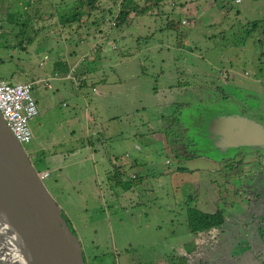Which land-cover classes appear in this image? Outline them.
I'll list each match as a JSON object with an SVG mask.
<instances>
[{"label":"rangeland","instance_id":"rangeland-1","mask_svg":"<svg viewBox=\"0 0 264 264\" xmlns=\"http://www.w3.org/2000/svg\"><path fill=\"white\" fill-rule=\"evenodd\" d=\"M74 1L29 0V14L14 18L25 22L21 32L22 25L5 21L0 73L11 82L32 80L37 112L22 147L35 155L36 170H48L42 181L77 235L86 264H174L181 255L187 264H224L225 250L255 253L264 242V211L257 205L264 201V143L239 146L250 152L244 160L254 171L240 166V177L236 170L233 177L219 162L221 136L210 133L206 149L198 150L196 143L185 145L182 128L195 136L201 109L214 121L264 124V40L255 39H264V0H161L152 13L118 27L106 20L88 40L78 35L91 26L88 20H65ZM250 20L259 23L247 33ZM84 113L96 116V132H88ZM96 137L105 142L94 144L92 157L74 149ZM172 146L200 155L186 159ZM108 157L122 165L113 168ZM187 205L221 208L223 224L191 232Z\"/></svg>","mask_w":264,"mask_h":264},{"label":"water","instance_id":"water-1","mask_svg":"<svg viewBox=\"0 0 264 264\" xmlns=\"http://www.w3.org/2000/svg\"><path fill=\"white\" fill-rule=\"evenodd\" d=\"M209 128L224 136L222 144L258 145L264 140L258 125L237 118L217 119ZM234 186L239 192V185ZM253 188L256 190L255 185ZM1 212H7L13 223L11 233L0 222L6 234L2 236L10 243L16 240L24 264H85L77 235L0 114V217ZM2 240L0 236V250ZM3 262L6 260L0 259Z\"/></svg>","mask_w":264,"mask_h":264},{"label":"trees","instance_id":"trees-1","mask_svg":"<svg viewBox=\"0 0 264 264\" xmlns=\"http://www.w3.org/2000/svg\"><path fill=\"white\" fill-rule=\"evenodd\" d=\"M160 4H161V0H147L145 4L141 6L137 4V2L134 0H118L116 2H112L111 4L103 6L100 4V0H75L73 4V11L65 17V20H67L68 22H74V21L80 22L81 19L88 20L93 29L100 27V24L108 20L110 26L118 27L124 23H128L136 15H140L144 13H152L150 11L153 10V8L154 9L158 8ZM155 13H158V11H156ZM184 21H185L184 19L183 20L181 19V22H184ZM14 22L20 25L19 27H21L22 25V28L19 30V32L25 29L24 21L19 22V23L17 21H14ZM258 23H259L258 20H250L249 22H246L245 31L249 33L250 31L254 30L257 27ZM261 30L263 31L262 33H264V28H262ZM92 36L94 37V35ZM255 39L257 41H261V39L264 40L263 38H260V37H255ZM18 43H22V40L21 39H19V41L17 40V44ZM263 108H264V105H263ZM205 111L204 109L197 111L200 125L197 127L196 132L194 131L192 132V134H195V136L189 135L190 131H188V128L183 126L182 132L185 131V133L187 134L185 137V143H186L185 145L190 146L196 143L198 148L201 147L198 150H202V148L205 150L206 146L209 144V141L211 140V137H212V136L209 137L210 133L212 135L214 134V136L215 135L221 136L220 141H215V144L217 146L215 147L218 148L219 152L224 153V155H222L219 159V161L222 162L221 163L222 168H223L222 170L223 171L225 170V172H228L231 176H233L231 172H234L235 170L238 171V173H240L238 169L240 166H246V167L248 166L247 167L248 171H251V172L254 171V170H250L254 168L253 164H250L249 160L248 161L244 160L243 152L247 149H252V147H256L254 146L255 143L254 144L252 143V145H250V148L247 145H245L247 146L245 150L244 149L241 150V148H239V146H242V145H238V144L231 145L227 143L222 144L221 142H223L224 136L220 133L213 132L209 128V126L212 125V122L214 121L213 119L214 114L211 116L208 115L207 117V115L205 114ZM238 113L243 114L241 112H238ZM222 116L220 118H222ZM223 117L224 118L233 117V115L232 116L225 115ZM253 121L256 122L254 124L258 125L264 133V124L255 119ZM192 138H196L197 142L192 140ZM262 142L264 143V140ZM263 143L261 145H263ZM230 147L233 148V150L228 153L226 150L227 148H230ZM171 149H173L174 155L179 154L186 159L194 157V156L197 157L198 155H200V153H196L195 151L189 154L187 153L182 154L179 152V148L177 146H172ZM204 154H206L207 156H210L208 155L210 153H208L207 151L204 152ZM118 167L119 166H114V168L116 169H118ZM182 168L183 169L177 167L176 169L181 170V171L187 169V168H184V166ZM218 169H221V168H218ZM113 175H115V173ZM185 196H187V198H190V199L192 198L190 193L186 194ZM193 203H195V201ZM257 205H260V207L264 208V201L258 200ZM184 209H185V219H186L188 228L193 233L210 232L214 229H217L220 225L223 224L224 213L222 209L219 207L215 208L214 210L209 211V210L199 209L195 207L194 205H187ZM66 220L68 221L67 217H66ZM81 250H82V247H81ZM82 256L85 262L83 250H82ZM174 264H187L186 255L179 256L178 260H176Z\"/></svg>","mask_w":264,"mask_h":264},{"label":"built area","instance_id":"built-area-1","mask_svg":"<svg viewBox=\"0 0 264 264\" xmlns=\"http://www.w3.org/2000/svg\"><path fill=\"white\" fill-rule=\"evenodd\" d=\"M31 87L30 80L11 82L4 79L0 73V114L12 135L21 144L30 140L31 132L27 122L37 112L35 100L30 92ZM91 88L95 90L94 86ZM36 172L40 179L48 174L46 168Z\"/></svg>","mask_w":264,"mask_h":264},{"label":"crops","instance_id":"crops-1","mask_svg":"<svg viewBox=\"0 0 264 264\" xmlns=\"http://www.w3.org/2000/svg\"><path fill=\"white\" fill-rule=\"evenodd\" d=\"M29 0H0V39H1V33H2V35H3V33H5V32H3L5 29L7 30V28H8V24H4V23H6V22H12L13 20L14 21H16L14 18L17 16V15H23V14H26V13H28L29 12V10L28 11H24V6H25V4L27 5V2H28ZM233 1H239V0H233ZM29 14V13H28ZM11 18H13V19H11ZM6 21V22H5ZM10 24V23H9ZM87 27H81V28H79V30L81 31L78 35L79 36H81V33H85V34H83L82 36H83V38L84 39H86V40H88V39H90V38H93V36L92 35H94V29L92 28V26H88V25H86ZM11 28H13V27H11ZM90 29V30H89ZM96 29V28H95ZM108 36V35H107ZM90 37V38H89ZM21 40H22V37L20 38ZM94 40V39H93ZM19 41V40H18ZM63 41L64 42H66V38L63 36ZM85 41V40H84ZM0 44H2V42H1V40H0ZM85 44V43H84ZM84 44L82 45V46H84ZM13 46H15V45H18V44H16V43H13L12 44ZM4 46L6 47V48H8L9 47V44L7 45V44H4ZM68 53H70V50H68ZM0 61H3V59H2V57H1V55H0ZM40 61V60H39ZM7 74H9V78H12V73L11 72H9V73H7ZM68 74V73H67ZM66 74V75H67ZM5 78V77H4ZM28 80H30V81H32L31 79H28ZM24 81H27V80H24ZM85 81V78L82 76V78L80 79V81H79V83H78V85L79 84H81V83H83ZM45 83H48V85L47 84H45L46 86H49L50 85V83L49 82H45ZM89 85H90V89H91V87L92 86H94L95 87V90L97 89V87H96V83L94 82H90L89 83ZM98 93H99V91H98ZM35 100V99H34ZM35 102H36V100H35ZM84 117H85V120H86V128H87V130H88V132L90 131V130H92V131H94V132H96V130L97 129H99V125H98V123L96 122V116H90V115H88V116H86V114L84 113ZM92 131H91V133H92ZM88 136V135H87ZM157 138H159V137H157ZM124 140H125V142L127 143V144H129V145H131L133 148H135V149H139L140 147L139 146H136L135 145V142H133V138H129L128 136H126V138H123ZM113 140H115V138L113 139ZM84 142V144L82 145V143L80 144L81 146H75L74 147V149L75 148H77V150L78 151H80V149H86L87 150V152H88V156L89 157H92V156H90V155H92V152H91V148L94 146V144L96 145V146H99V144L98 143H103V142H105V140L104 139H99V137H96V139L95 140H91L90 142H85V141H83ZM114 142H117V144H118V140H116V141H114ZM85 144H86V146H85ZM98 144V145H97ZM102 145H100V147H101ZM93 149V148H92ZM166 149V148H165ZM94 151L95 150H97L98 151V149H93ZM74 151H76V150H74ZM103 153H104V151L105 150H101ZM73 152V151H72ZM87 156V155H86ZM108 159L110 160V164H112V166H113V168H114V166H121L122 164H119V161H120V159H116L115 157H114V160L113 161H111V158L110 157H108ZM134 161V160H133ZM102 168L104 169V171H105V165L104 166H102ZM173 171H175V172H178V169H173V170H171L170 171V174L173 172ZM179 171H181V170H179ZM173 174H174V172H173ZM209 211H211V210H209ZM95 256L97 255V254H94ZM89 258V257H88Z\"/></svg>","mask_w":264,"mask_h":264},{"label":"bare ground","instance_id":"bare-ground-1","mask_svg":"<svg viewBox=\"0 0 264 264\" xmlns=\"http://www.w3.org/2000/svg\"><path fill=\"white\" fill-rule=\"evenodd\" d=\"M1 216L2 217H0L1 218L0 222L3 223V225L5 227H7V229L11 233H13V223H12L10 216L7 215V212H1ZM3 218L5 220H7V221H5L6 223L4 222ZM2 235L5 236L6 234H4V231L2 229H0V236L4 239L3 247H1V249H3V250L0 253V259H5L6 262H11V264L14 261L15 262L18 261V262L24 264V260L21 257L19 251L17 250V245H16L17 243H15L16 240H14V241L12 240L11 243L10 242L7 243V241L5 240V238ZM5 242L7 244H5Z\"/></svg>","mask_w":264,"mask_h":264},{"label":"flooded vegetation","instance_id":"flooded-vegetation-1","mask_svg":"<svg viewBox=\"0 0 264 264\" xmlns=\"http://www.w3.org/2000/svg\"><path fill=\"white\" fill-rule=\"evenodd\" d=\"M26 154L29 157V159L30 157L34 158L35 156L34 154H28V153ZM263 209L264 208H262V210ZM262 239L264 241V236ZM241 252L238 255L233 256L231 252L229 253V251L225 250L224 255H222L224 261L222 260V262L224 264H243V262H245V264H264V242L262 246L260 245V247H258L255 253L253 252L252 254L247 255V254H242Z\"/></svg>","mask_w":264,"mask_h":264}]
</instances>
